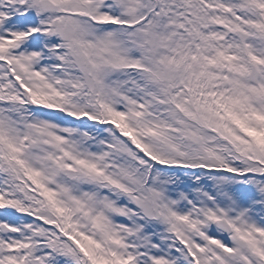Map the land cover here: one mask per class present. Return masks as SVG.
Segmentation results:
<instances>
[{
    "label": "snow or ice",
    "instance_id": "snow-or-ice-1",
    "mask_svg": "<svg viewBox=\"0 0 264 264\" xmlns=\"http://www.w3.org/2000/svg\"><path fill=\"white\" fill-rule=\"evenodd\" d=\"M0 264H264V0H0Z\"/></svg>",
    "mask_w": 264,
    "mask_h": 264
}]
</instances>
